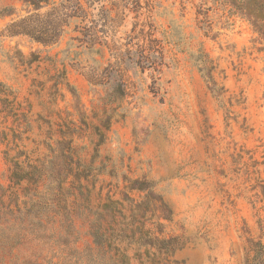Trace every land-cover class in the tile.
I'll return each instance as SVG.
<instances>
[{
	"label": "rangeland",
	"instance_id": "1",
	"mask_svg": "<svg viewBox=\"0 0 264 264\" xmlns=\"http://www.w3.org/2000/svg\"><path fill=\"white\" fill-rule=\"evenodd\" d=\"M238 6L0 0V264H264V32Z\"/></svg>",
	"mask_w": 264,
	"mask_h": 264
},
{
	"label": "trees",
	"instance_id": "2",
	"mask_svg": "<svg viewBox=\"0 0 264 264\" xmlns=\"http://www.w3.org/2000/svg\"><path fill=\"white\" fill-rule=\"evenodd\" d=\"M239 8L244 14L248 15L253 24L261 32H264V0H238ZM93 45V42L91 43ZM90 44V46H92ZM258 243H255L257 245ZM252 259V264H263L262 260L255 261ZM255 261V263H253Z\"/></svg>",
	"mask_w": 264,
	"mask_h": 264
}]
</instances>
